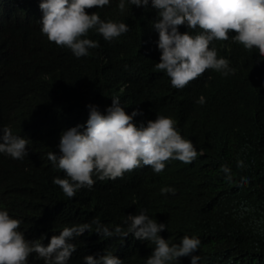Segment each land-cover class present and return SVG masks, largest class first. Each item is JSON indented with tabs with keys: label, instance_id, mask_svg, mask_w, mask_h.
Wrapping results in <instances>:
<instances>
[{
	"label": "trees",
	"instance_id": "1",
	"mask_svg": "<svg viewBox=\"0 0 264 264\" xmlns=\"http://www.w3.org/2000/svg\"><path fill=\"white\" fill-rule=\"evenodd\" d=\"M39 3L0 0V127L29 140L23 159L0 153V211L22 221L25 239L43 237L47 246L65 227L91 224L95 218L110 230L121 226L127 231V216L147 210L150 218L167 225L159 235L170 246L184 235L201 241L192 253L200 257L198 264H264V58L258 49H245L233 42L236 33H229L227 41L209 47L217 49V58L230 61L235 74L207 69L176 89L165 72L155 69L161 52L151 0L147 7L125 0L123 12L120 0L85 9L104 21L126 23L130 30L108 42L90 29L86 38L99 47L80 58L41 33ZM179 31L195 36L201 30L185 24ZM200 97L203 104L197 103ZM112 98H119L129 115L143 113L134 117L137 126L157 115L171 117L182 137L203 155L191 164L166 161L158 174L145 166L115 181L97 180L91 190L80 189L68 198L53 183L64 173L47 153L59 156L61 133L86 125L87 105L105 113ZM238 161L245 167L238 168ZM222 165L231 168V183L220 171ZM241 177L248 182L241 184ZM164 187L174 188L175 194L161 193ZM95 231L92 224L90 232L70 241L77 248L68 264H85V256L99 258L105 251L123 264H146L155 248L131 233L121 239ZM28 264L45 261L32 253ZM177 264H191V256L178 258Z\"/></svg>",
	"mask_w": 264,
	"mask_h": 264
},
{
	"label": "clouds",
	"instance_id": "2",
	"mask_svg": "<svg viewBox=\"0 0 264 264\" xmlns=\"http://www.w3.org/2000/svg\"><path fill=\"white\" fill-rule=\"evenodd\" d=\"M129 3L147 7L149 0H129ZM108 4L109 0H40L39 8L43 13L39 21L40 31L49 42L67 47L75 57L87 56L89 49L99 47L96 41L86 38L90 29L95 28L108 42L130 30L126 23L104 21L97 12L89 15L85 11ZM151 5L157 10L153 28L158 33L156 43L161 52L155 69L167 74L173 88L183 89L207 69L224 76L235 74L230 61L217 58V49L209 47L213 41H227L232 32L236 33L233 42L247 50L258 49L260 57L264 58V0H151ZM118 8L121 12L125 10V0H120ZM185 24L189 30L195 31L198 27L201 31L195 36L190 31L181 33L179 26ZM204 102L203 97L197 101ZM87 107L86 125H76L61 133L58 145L61 154L47 153L51 164L64 173V178L57 176L53 183L68 198H74L80 189L91 190L97 180L115 181L123 178L126 172L145 166H150L158 174L165 169L166 161L191 164L198 155H203L189 139L182 137L171 117L157 115L155 120H148L146 124L141 121L137 126L134 117L143 113L134 110L131 115L127 114L119 98H112L111 106L105 109L106 114L96 105ZM0 133V153L13 159L28 155V139L13 135L6 126L0 127ZM237 167L244 168L243 161H238ZM220 171L231 183V168L222 165ZM247 182V177H241V184ZM161 193L174 195L175 189L164 187ZM146 212L141 210L139 214L128 215L124 222L127 231L121 226L110 230L95 218L91 224L65 227L44 246L43 237L25 239L19 230L22 221L12 218L7 211H0V264H28L32 253L42 258L45 264H68L77 248L70 241L86 230L90 232L92 224L96 225L95 232L101 236L124 239L131 233L136 239L153 242L155 248L146 264H177L178 258L184 256H191V264H198L200 257L192 253L199 249L201 241L184 235L178 244L170 246L159 235L167 225L157 223ZM83 259L85 264H123L111 251H105L99 258L87 255Z\"/></svg>",
	"mask_w": 264,
	"mask_h": 264
},
{
	"label": "bare ground",
	"instance_id": "3",
	"mask_svg": "<svg viewBox=\"0 0 264 264\" xmlns=\"http://www.w3.org/2000/svg\"><path fill=\"white\" fill-rule=\"evenodd\" d=\"M165 213V212H164Z\"/></svg>",
	"mask_w": 264,
	"mask_h": 264
}]
</instances>
